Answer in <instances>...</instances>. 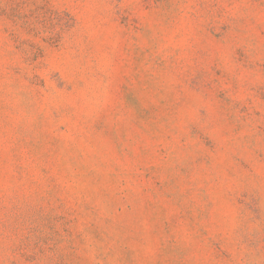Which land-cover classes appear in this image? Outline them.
<instances>
[{
	"label": "rangeland",
	"instance_id": "374dc122",
	"mask_svg": "<svg viewBox=\"0 0 264 264\" xmlns=\"http://www.w3.org/2000/svg\"><path fill=\"white\" fill-rule=\"evenodd\" d=\"M0 264H264V0H0Z\"/></svg>",
	"mask_w": 264,
	"mask_h": 264
}]
</instances>
